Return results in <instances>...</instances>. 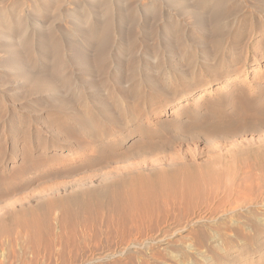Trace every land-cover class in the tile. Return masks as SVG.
<instances>
[{"label": "rangeland", "instance_id": "rangeland-1", "mask_svg": "<svg viewBox=\"0 0 264 264\" xmlns=\"http://www.w3.org/2000/svg\"><path fill=\"white\" fill-rule=\"evenodd\" d=\"M178 1L0 0V264H264V0Z\"/></svg>", "mask_w": 264, "mask_h": 264}, {"label": "bare ground", "instance_id": "bare-ground-1", "mask_svg": "<svg viewBox=\"0 0 264 264\" xmlns=\"http://www.w3.org/2000/svg\"><path fill=\"white\" fill-rule=\"evenodd\" d=\"M173 2H174V0H172ZM180 1V0H179ZM178 1V2H179ZM175 3H176V0H175ZM3 34H5L4 32H3ZM261 41H263V39H261ZM34 77V76H33ZM37 77V76H36ZM35 77V78H36ZM33 83V82H32ZM34 87V86H33ZM48 87H50V88H52L50 85L48 86ZM242 113V112H241ZM257 119V118H256ZM248 144V143H247ZM246 144V145H247ZM253 168V167H252ZM252 168L251 169H249L250 171H253L252 170ZM261 171V173H260V175H259V180H261V182H262V186L260 187H257V189H254V190H264V169L263 170H260ZM213 175V174H212ZM211 176V175H210ZM253 176H251V178H252ZM255 179H257V178H255ZM202 177L201 178H197V179H194V180H189V181H187V182H183V181H176L175 180V182H174V185H176L174 188H173V191L170 193H167L166 191H164L163 193H162V200H163V202H164V205H165V207H167V210H166V212H165V216H164V219H166V220H168V219H170V220H178V218H179V215H180V213H181V211H180V206L183 204V202H190V203H193V204H197V205H199V204H201V206H204L206 209H207V211H208V213H211V215H212V213H213V210H211V208H209V206H208V202H209V200L210 199H212V197H214V196H216V195H218V194H216V192L214 193L213 192V190H215V189H212V188H214L215 186H217L216 185V181L214 180V179H210V178H208V179H205L204 180V182H206V183H208L209 182V184L212 186L211 187V189H212V192L214 193V194H212V193H208V195H205L202 191H201V189H200V183L202 182ZM257 182V181H256ZM202 186H203V184H201ZM258 184H256V186H257ZM218 187V186H217ZM231 187V186H230ZM239 188V187H238ZM218 189V188H217ZM235 190V189H234ZM233 190V191H234ZM248 190V189H247ZM217 191V190H216ZM231 191V190H230ZM248 191H251V190H248ZM259 191V192H260ZM209 192H211V191H209ZM228 192V191H227ZM232 192V191H231ZM230 192V193H231ZM237 192H239V191H237ZM247 192V191H246ZM264 192V191H263ZM226 193V192H225ZM233 193V192H232ZM248 194L249 193H251V192H247ZM253 193V192H252ZM251 193V194H252ZM255 191H254V193H253V195H251V194H249V195H251V196H249L248 197V195L247 194H244V195H246V199L250 202V204L253 202V201H255V200H257L258 199V197H260V196H258V195H260V193H258V191H257V193L258 194H256L255 195ZM216 194V195H215ZM135 195V194H134ZM228 195V194H227ZM239 195V194H238ZM242 195V194H241ZM151 196V195H150ZM148 197H149V195H148ZM224 197H225V195H224ZM230 198V196L228 195L227 196V198ZM232 197V196H231ZM245 197V196H244ZM262 197V196H261ZM204 199V200H202V201H200V202H202V203H200L199 202V200L200 199ZM243 198V197H242ZM131 200H132V202H133V205H131V207H132V209L131 210H135V211H137L139 214H144L145 213V211H147L148 210V212L150 211L151 212V204L149 203V201L151 200V198H147V197H145L144 195L142 196V195H137V196H133L132 198H130ZM224 199V198H223ZM225 200H226V198H225ZM246 203H248L247 201L245 202V204ZM204 204H206L207 206H205ZM226 204V203H225ZM221 205H223V204H221ZM130 206V205H129ZM128 206V207H129ZM150 206V207H149ZM214 206H212V208H213ZM127 208V207H126ZM126 208H124V209H126ZM134 208V209H133ZM214 209V208H213ZM130 211V210H129ZM133 212V211H132ZM131 212V213H132ZM130 213V214H131ZM128 214V213H127ZM132 215H133V213H132ZM134 216V215H133ZM141 216V215H140ZM123 217V216H122ZM132 217V216H131ZM133 218V217H132ZM131 218V219H132ZM142 218V217H141ZM144 218H146V216L144 217ZM133 220V219H132ZM131 220V221H132ZM142 221V220H141ZM144 222V221H143Z\"/></svg>", "mask_w": 264, "mask_h": 264}]
</instances>
